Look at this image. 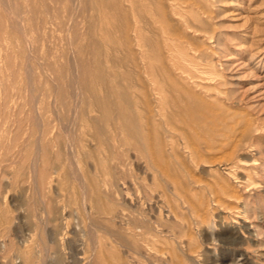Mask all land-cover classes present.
Here are the masks:
<instances>
[{"label":"bare ground","instance_id":"obj_1","mask_svg":"<svg viewBox=\"0 0 264 264\" xmlns=\"http://www.w3.org/2000/svg\"><path fill=\"white\" fill-rule=\"evenodd\" d=\"M8 1L12 8V0ZM58 1L62 3L63 0ZM51 2L54 4L53 0ZM218 2L220 0L75 1L78 4L77 18H82L80 26L83 25H77L74 39L70 37L77 54L76 59L74 58L75 71L65 68V71L56 76L53 93L57 95L58 101L50 109L47 125L53 126V129L60 126L66 133L73 129L72 136L69 135L66 142H60L59 148L61 152L70 153L76 161L73 175L78 180L79 193L78 196L62 193L57 197L54 195L51 204L48 203L50 207L47 204L48 212L45 211L44 216L42 215V222L38 220L40 223L32 226L33 235L27 237L32 238V243H25L28 246L19 252L24 264H41L46 262L48 255L51 260H47L50 263L52 261V264H147V258H152V255L159 257L160 264H191V237L187 233L193 222L191 193L184 187L191 185L192 174L190 175L186 163H196L208 153L233 146V150L225 155L221 163L227 170L225 175H234L235 178L239 169L238 162L234 159L236 148L245 144L247 136V131H243L233 141L232 134L214 137L207 133L191 132V125L196 119L191 115L194 58L206 59L204 55L191 51V29L200 30L209 5ZM15 3L14 7H18V1L17 5ZM2 5L5 7L4 3ZM60 8L62 10L61 6ZM64 9L67 10L66 7ZM43 17L47 19L45 14ZM58 18L60 19L59 16ZM62 18L64 19L60 22H68L69 18ZM71 18L73 20L74 17ZM22 23L24 26V21ZM19 24L21 23L17 26ZM61 24L63 27L64 23ZM35 25L36 22L33 26ZM66 50L68 51L67 48ZM228 56L231 57L229 54ZM40 117L39 120H42ZM37 156L34 166L38 162L37 158H40ZM52 168L53 174L61 175L62 164L55 163ZM159 177H162L167 189L158 188ZM41 181L43 182V175ZM217 189L216 183L204 186V191L209 193H216ZM251 207L249 202H245V213L255 209ZM243 221L230 227L232 244L235 246L231 252L234 254L241 251L238 244H242L241 235L244 230L251 231L248 237L256 241L264 239V228L259 223H248L245 219ZM18 229L22 231L21 227ZM39 230L44 234L43 237L39 235ZM67 248L71 251L72 260L66 256ZM208 253L206 251L202 254L205 263L210 262ZM244 255L242 254L243 258ZM66 257L71 261H67Z\"/></svg>","mask_w":264,"mask_h":264},{"label":"rangeland","instance_id":"obj_2","mask_svg":"<svg viewBox=\"0 0 264 264\" xmlns=\"http://www.w3.org/2000/svg\"><path fill=\"white\" fill-rule=\"evenodd\" d=\"M17 1L20 5L14 7V2L17 5ZM29 1L12 0V9L8 0H0V264H24V259L19 252L32 243V238H30L34 233H32V226L42 222V217L45 211L48 212L52 199L61 193L77 194V196L79 193L78 180L73 175L76 171V161L72 159L70 153L61 152L59 148L60 142L63 140L66 142L67 137L72 136L73 129H69L66 133L60 126L55 125L53 129L51 128L53 126L47 125L50 109L58 101L57 95L53 93L56 76L59 72L65 71V68L75 71L74 61L76 60L74 58L76 59L77 54L72 38L78 30L77 25L82 24L80 15L77 18L78 4H75V1L78 3V0H72V2L63 0L62 3L60 1L61 4L58 0L56 3L53 0L54 4L50 3V0ZM1 3H4L5 7ZM64 3L67 4L64 5ZM220 3L209 5V11L203 16L205 22L202 23L200 30L191 29V51L195 52L194 54L204 55L206 58L205 60L194 58V77L191 78V115L197 120H193L191 132L207 133L214 137H220L221 134H232L234 138L231 140L233 141L238 139L243 131H247V136L245 144L236 148L234 159L238 162L239 169H237L235 178L234 175H225L227 170L221 163L225 155L233 150V146L222 151L215 150L213 153H208L196 163H186L190 170L186 169L189 170L190 175L192 174L191 185L184 187L187 192L191 193V221L193 222H191L190 231L187 232L188 237H191V264H264V239L256 241L248 237L251 231L244 230L245 232L241 235L242 244H238L241 251L234 254L231 252L235 246L232 244L230 232L232 225H238L239 222H244V219L248 223L252 221L259 223L264 228V0H220ZM22 5L24 8L20 7ZM65 7L67 10L64 9ZM35 8L38 11H35ZM13 12L17 15L15 16ZM72 12L74 14H71ZM19 13L21 18L20 15L18 16ZM36 13L39 15H35ZM43 14L47 19L49 17L48 21L44 19ZM61 16L69 18L68 22L72 20V16L74 18L72 23L67 22L68 25H66V20L62 21L64 23L62 27L60 20L64 18ZM31 17L36 19L32 20ZM20 19L24 20L20 21ZM33 22L34 24L36 22L35 26ZM18 23L21 24L17 26ZM73 32H75L74 36ZM192 53L191 55H194ZM118 56L120 57V54ZM224 62L227 63L224 64ZM39 117L43 119L39 120ZM32 152L33 155L35 153L34 157L31 156ZM35 156H40L43 161L37 158L38 162L34 166ZM55 163L63 165L60 176L52 173ZM42 175L43 182L41 181ZM52 178L53 180H50ZM214 183L218 186L216 193L204 191L205 185ZM158 188L167 189L162 177H159ZM219 189L222 190L219 191ZM245 202H249L251 209H255L245 213ZM38 207L42 211L38 210ZM20 227L22 231H19ZM40 232L41 230L38 231L39 235L43 237L44 234ZM69 234L72 233L69 232ZM28 235H30L29 238H27ZM65 251L66 256L72 260L70 249L67 248ZM206 251H209V257L207 255L209 263H205L202 259L204 258L202 254ZM240 253L245 254L246 259ZM48 256L46 262L41 264H52V261L49 262L51 257ZM154 256L147 258V264H160L159 257ZM67 257L66 260L69 259Z\"/></svg>","mask_w":264,"mask_h":264}]
</instances>
